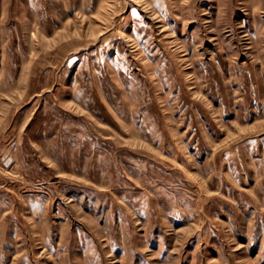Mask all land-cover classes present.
<instances>
[{"label":"rangeland","instance_id":"rangeland-1","mask_svg":"<svg viewBox=\"0 0 264 264\" xmlns=\"http://www.w3.org/2000/svg\"><path fill=\"white\" fill-rule=\"evenodd\" d=\"M0 264H264V0H0Z\"/></svg>","mask_w":264,"mask_h":264}]
</instances>
